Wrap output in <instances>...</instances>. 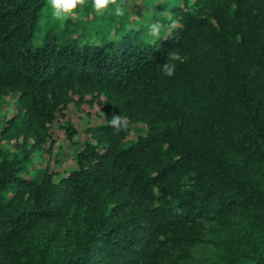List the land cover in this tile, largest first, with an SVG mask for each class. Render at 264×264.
Instances as JSON below:
<instances>
[{
	"label": "trees",
	"instance_id": "trees-1",
	"mask_svg": "<svg viewBox=\"0 0 264 264\" xmlns=\"http://www.w3.org/2000/svg\"><path fill=\"white\" fill-rule=\"evenodd\" d=\"M149 1L60 27L46 0H0V264H264V0ZM83 106L104 121L75 166H37Z\"/></svg>",
	"mask_w": 264,
	"mask_h": 264
},
{
	"label": "rangeland",
	"instance_id": "rangeland-1",
	"mask_svg": "<svg viewBox=\"0 0 264 264\" xmlns=\"http://www.w3.org/2000/svg\"><path fill=\"white\" fill-rule=\"evenodd\" d=\"M133 5L127 10L125 18L130 19L133 16H138L141 18L151 17L152 8L149 0H130ZM148 9L151 15L142 16L144 9ZM48 16L50 17V23H58L51 19L50 13L48 11ZM15 114V108L10 100H5L0 103V117H10ZM102 111L99 106L91 108L90 106H83L81 110L75 107H70L66 112V119H59L53 127L52 134V144L53 150L51 153V159L49 155H46L36 164L39 167L49 168L54 172L59 174L63 173L66 169L73 168L75 166V156L79 149H81L84 142V129L86 127H92L103 123ZM73 124L78 130L75 135L74 142H68L66 140L65 127L67 124ZM139 129V127H138ZM140 130V129H139ZM4 149L11 150L12 144L9 142L4 143Z\"/></svg>",
	"mask_w": 264,
	"mask_h": 264
},
{
	"label": "clouds",
	"instance_id": "clouds-1",
	"mask_svg": "<svg viewBox=\"0 0 264 264\" xmlns=\"http://www.w3.org/2000/svg\"><path fill=\"white\" fill-rule=\"evenodd\" d=\"M47 8L51 19L59 23L63 27L66 21L72 18L77 13V9L84 8L88 0H46ZM133 5L130 0H91V11L97 17H104L106 15L123 18L127 14V10ZM142 16L151 15L148 9L143 8ZM176 27V22L165 25L158 21L151 22L148 25L147 35L152 38H159L162 31H171ZM187 59L178 51L172 50L167 52L166 63L160 65L163 75L172 77L177 70V64L184 63ZM254 74V70H253ZM108 126L112 129L114 135H118L128 128V117L124 115L113 114L107 120Z\"/></svg>",
	"mask_w": 264,
	"mask_h": 264
}]
</instances>
